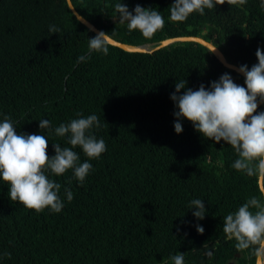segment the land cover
I'll return each instance as SVG.
<instances>
[{"label": "trees", "instance_id": "1", "mask_svg": "<svg viewBox=\"0 0 264 264\" xmlns=\"http://www.w3.org/2000/svg\"><path fill=\"white\" fill-rule=\"evenodd\" d=\"M72 1L82 16L127 44L202 36L230 63L249 69L258 63L257 48L264 50L261 0L217 5L184 22L170 20L174 0ZM117 3L129 11L136 5L158 10L164 28L151 39L130 31L119 23ZM52 25L59 33L49 32ZM95 36L66 0H0V122L8 117L17 134L45 135L51 157L54 143L72 147L67 135H55L56 127L95 114L100 127L91 134L106 144L98 159L73 149L80 163L93 166L82 184L71 169L61 176L47 173L61 184L60 213H36L11 201L9 185L0 180V264H174L171 257L180 253L184 264H256L254 247L238 252L223 225L248 199L264 203L259 176L235 170V150L223 140L204 138L187 119L177 134L178 108L170 98L180 80L197 90L201 84L210 88L225 73L241 86L245 77L194 42L153 53L109 45L108 55L91 52L78 62L89 55ZM41 120L50 121L51 130L40 129ZM194 199L204 201L202 220L193 215Z\"/></svg>", "mask_w": 264, "mask_h": 264}, {"label": "clouds", "instance_id": "2", "mask_svg": "<svg viewBox=\"0 0 264 264\" xmlns=\"http://www.w3.org/2000/svg\"><path fill=\"white\" fill-rule=\"evenodd\" d=\"M225 3L242 6L247 0H174L170 6V20L184 22L194 12L204 15L205 9L211 10ZM261 7L264 8V0H261ZM115 10L119 23H126L130 31L137 30L147 39L164 28V17L156 9L136 5L129 11L126 4L117 3ZM59 31L54 25L49 27L52 34ZM110 43V35L99 32L89 39V55H81L77 61H86L91 52L108 55ZM256 57L258 63L250 69L247 65L237 69L244 75L246 86L235 83L231 75L225 73L218 81L211 82L208 89L201 84L193 90L186 88V80L177 81L175 93L170 97L178 108L174 112L175 132H183L180 121L187 119L204 138L215 143L223 140L238 154L232 167L249 177L264 176V112L257 114L259 103L264 102V50L257 48ZM181 89L186 90L177 95ZM50 124L48 120H41L39 127L51 130ZM94 126L100 127L99 117L95 114L60 124L54 130L55 135H67L72 147L62 148L59 143H54L55 155L49 157V141L45 135L17 134L12 120L5 117L0 122V180L9 185L10 200L36 213L45 209L60 213L64 207L59 196L61 184L49 179L47 173L61 176L71 169L82 184L93 166L87 161L80 163V157L73 149L81 148L89 159H98L106 151L105 141L91 134ZM260 191L264 195V189ZM65 194L71 202L73 193L66 188ZM191 205V209H196L193 215L199 220L204 219V201L194 199ZM197 231L203 234L204 229L197 226ZM223 231L228 239H235L238 252L254 247L257 256L264 254V203L257 197L248 199L235 213L224 218ZM6 255L10 256V253ZM171 259L174 264H184V253Z\"/></svg>", "mask_w": 264, "mask_h": 264}, {"label": "water", "instance_id": "3", "mask_svg": "<svg viewBox=\"0 0 264 264\" xmlns=\"http://www.w3.org/2000/svg\"><path fill=\"white\" fill-rule=\"evenodd\" d=\"M69 9L71 12L75 15V17L78 19L79 22H81L83 25L88 27L90 30H92L96 35L101 32L96 25H94L91 21L86 19L84 16H82L76 7L73 4L72 0H66ZM116 22V20H113V23ZM111 43L110 45L116 46L124 51L131 52V53H153L155 51H158L164 47L176 44V43H181V42H194L198 43L208 50H210L215 57L228 69L238 72L239 66L232 64L228 61L226 58L225 54L221 51V49L213 42L206 40L202 36H180V37H173V38H168L166 40H163L159 43L156 44H145V45H132V44H127L124 43L118 39H115L111 37ZM215 49V50H214ZM214 50V51H212ZM244 77L242 73H239ZM264 104V102L259 103L258 109ZM257 109V110H258ZM259 188L264 189V176H259ZM264 198V195H263ZM232 264V263H230ZM256 264H264V254H261L260 256H257V263Z\"/></svg>", "mask_w": 264, "mask_h": 264}, {"label": "flooded vegetation", "instance_id": "4", "mask_svg": "<svg viewBox=\"0 0 264 264\" xmlns=\"http://www.w3.org/2000/svg\"><path fill=\"white\" fill-rule=\"evenodd\" d=\"M233 264V263H232Z\"/></svg>", "mask_w": 264, "mask_h": 264}, {"label": "rangeland", "instance_id": "5", "mask_svg": "<svg viewBox=\"0 0 264 264\" xmlns=\"http://www.w3.org/2000/svg\"><path fill=\"white\" fill-rule=\"evenodd\" d=\"M234 264V263H233Z\"/></svg>", "mask_w": 264, "mask_h": 264}]
</instances>
